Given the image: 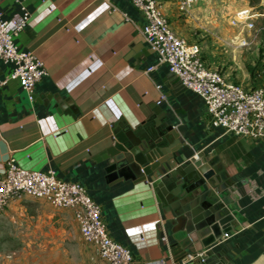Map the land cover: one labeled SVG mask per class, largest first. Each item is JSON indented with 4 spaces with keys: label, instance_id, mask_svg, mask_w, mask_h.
<instances>
[{
    "label": "crops",
    "instance_id": "crops-1",
    "mask_svg": "<svg viewBox=\"0 0 264 264\" xmlns=\"http://www.w3.org/2000/svg\"><path fill=\"white\" fill-rule=\"evenodd\" d=\"M199 1L181 12L176 0H158L175 34L200 44L208 67L254 87L239 54L228 49L239 35L198 34ZM23 6L31 19L16 43L43 61L46 75L32 98L17 80L0 87V173L14 158L83 186L100 206L109 236L130 249L132 264H264V140L226 133L208 119L203 100L146 43L144 18L130 0H0L5 17ZM11 70L0 59V79ZM156 114L179 135L180 161L201 155L224 178V207L233 218L223 241L206 244L208 229L199 230L150 182L106 170L102 153L116 131H138ZM60 212L73 217L71 209ZM204 251V261H185Z\"/></svg>",
    "mask_w": 264,
    "mask_h": 264
},
{
    "label": "built area",
    "instance_id": "built-area-1",
    "mask_svg": "<svg viewBox=\"0 0 264 264\" xmlns=\"http://www.w3.org/2000/svg\"><path fill=\"white\" fill-rule=\"evenodd\" d=\"M130 2L144 18L142 32L146 43L156 52L158 61L168 65V71L180 84L203 100L208 119L221 126L226 133L264 140V88H246L228 81L220 71L208 67L200 44L175 34L158 0ZM193 2L176 0L181 12H189ZM22 9V12L11 17H5L0 12V59L12 66L8 77L0 79V87L9 80H17L32 98L34 85L46 75V69L40 58L32 52L22 51L16 43L31 19V13L24 6ZM251 12L249 6L238 10L233 22H241L248 29L251 28L252 23L248 22L252 17ZM152 68L149 67L148 71ZM26 195L73 211L80 235L95 248L93 264L133 263L130 249L109 236L100 206L83 186L59 179L53 170L26 169L10 158L0 173V214L11 200ZM227 237L228 232H224L217 241L221 242ZM205 253L187 254L185 261H204Z\"/></svg>",
    "mask_w": 264,
    "mask_h": 264
},
{
    "label": "rangeland",
    "instance_id": "rangeland-1",
    "mask_svg": "<svg viewBox=\"0 0 264 264\" xmlns=\"http://www.w3.org/2000/svg\"><path fill=\"white\" fill-rule=\"evenodd\" d=\"M198 5V34L212 29L226 40L239 35L238 46L231 43L228 49L239 54L237 60L246 67L251 85L264 88V0L255 5L248 0H200ZM246 6L252 8L249 29L233 22L235 13ZM62 209L67 208L28 195L9 204L0 214V264H93V244L83 239L74 218Z\"/></svg>",
    "mask_w": 264,
    "mask_h": 264
},
{
    "label": "water",
    "instance_id": "water-1",
    "mask_svg": "<svg viewBox=\"0 0 264 264\" xmlns=\"http://www.w3.org/2000/svg\"><path fill=\"white\" fill-rule=\"evenodd\" d=\"M182 146L173 125L157 115L138 131L120 127L102 159L107 163L106 170L115 176L150 182L154 189L163 190L174 202L173 207L181 206V214L188 213L199 230L208 229L209 244L231 230L233 217L224 207L226 197L222 195L227 187L224 178H216L215 166L201 155L180 161L178 151ZM156 170H160L158 177L149 181Z\"/></svg>",
    "mask_w": 264,
    "mask_h": 264
},
{
    "label": "trees",
    "instance_id": "trees-1",
    "mask_svg": "<svg viewBox=\"0 0 264 264\" xmlns=\"http://www.w3.org/2000/svg\"><path fill=\"white\" fill-rule=\"evenodd\" d=\"M260 0H248L250 5H255L257 3H259Z\"/></svg>",
    "mask_w": 264,
    "mask_h": 264
}]
</instances>
